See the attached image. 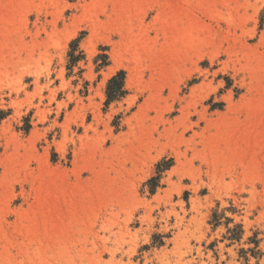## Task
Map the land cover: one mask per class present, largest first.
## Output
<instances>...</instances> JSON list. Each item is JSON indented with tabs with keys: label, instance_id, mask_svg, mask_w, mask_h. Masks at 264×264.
<instances>
[{
	"label": "rangeland",
	"instance_id": "obj_1",
	"mask_svg": "<svg viewBox=\"0 0 264 264\" xmlns=\"http://www.w3.org/2000/svg\"><path fill=\"white\" fill-rule=\"evenodd\" d=\"M0 264H264V0H0Z\"/></svg>",
	"mask_w": 264,
	"mask_h": 264
},
{
	"label": "trees",
	"instance_id": "obj_2",
	"mask_svg": "<svg viewBox=\"0 0 264 264\" xmlns=\"http://www.w3.org/2000/svg\"><path fill=\"white\" fill-rule=\"evenodd\" d=\"M125 94L124 92V73H119L117 76L113 77L109 83L107 88V96L108 102H113L119 98H121ZM156 180H152L150 185L154 187H158V184L154 183Z\"/></svg>",
	"mask_w": 264,
	"mask_h": 264
}]
</instances>
